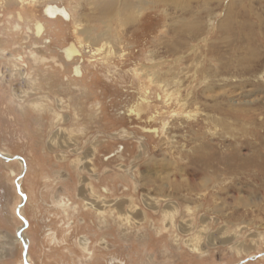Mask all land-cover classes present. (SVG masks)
<instances>
[{"label": "rangeland", "instance_id": "1", "mask_svg": "<svg viewBox=\"0 0 264 264\" xmlns=\"http://www.w3.org/2000/svg\"><path fill=\"white\" fill-rule=\"evenodd\" d=\"M111 3L0 0V264H264V0Z\"/></svg>", "mask_w": 264, "mask_h": 264}, {"label": "bare ground", "instance_id": "2", "mask_svg": "<svg viewBox=\"0 0 264 264\" xmlns=\"http://www.w3.org/2000/svg\"><path fill=\"white\" fill-rule=\"evenodd\" d=\"M107 2L110 4L111 3V0H107ZM125 2H127V1H125ZM105 4H107V3H105ZM112 4V3H111ZM111 6V5H110ZM45 12L47 13V15L50 17V18H56L57 16H60V17H62L63 19H68V14L65 12V9L64 8H62V7H58V6H53V5H49V6H47L46 7V9H45ZM37 30H38V32L41 30V28H42V26H41V24H37ZM66 53H67V56L68 57H70V56H72V55H74V54H77L78 53V51L71 45L69 48H66ZM76 69V72H79V70H78V68L76 67L75 68ZM0 154H2V153H0ZM19 160H22V159H19ZM68 204L66 203V202H62V206H67ZM20 230V229H19ZM18 239L19 240H22V243L23 244H26V242H25V236H24V234L22 233V231H20L19 232V235H18ZM25 259V261L26 262H30V261H28L29 260V258H28V254L26 253L25 254V258L23 257V260ZM25 262V263H26ZM29 264V263H28Z\"/></svg>", "mask_w": 264, "mask_h": 264}, {"label": "water", "instance_id": "3", "mask_svg": "<svg viewBox=\"0 0 264 264\" xmlns=\"http://www.w3.org/2000/svg\"><path fill=\"white\" fill-rule=\"evenodd\" d=\"M0 156H1L4 160H10V159H12V158L22 159L20 156L7 157V156H4V155H2V154H0ZM19 232H20V231L17 232V235H19ZM24 247H25V246H24ZM25 254H26V251H24V254H23V257H24V258H25ZM25 262H26V261H25Z\"/></svg>", "mask_w": 264, "mask_h": 264}]
</instances>
